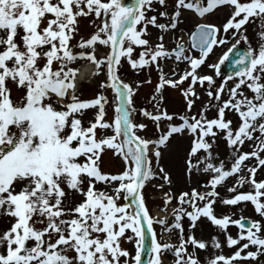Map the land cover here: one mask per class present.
<instances>
[{
    "label": "snow or ice",
    "instance_id": "snow-or-ice-1",
    "mask_svg": "<svg viewBox=\"0 0 264 264\" xmlns=\"http://www.w3.org/2000/svg\"><path fill=\"white\" fill-rule=\"evenodd\" d=\"M154 3L165 10L149 16ZM168 7L166 0H0V215L9 218L8 226L0 229V264H165V253L174 257L172 264H200L196 250H206L207 243L191 230L201 217L224 233L229 247L238 245L232 255H214L207 264H235L264 255V179L255 178L257 170L264 168V0H174L171 12ZM218 7L228 9L221 26L198 23L192 32V47L198 49V55L186 52L183 42L171 50L165 48L163 33L178 28L182 9L203 17ZM89 16L99 24L72 46L78 18ZM159 18L165 22H158ZM250 22L259 26L255 48L244 32ZM148 25L161 32L155 44L144 38ZM229 32L239 36L236 44L243 40L248 46L236 52L237 58L232 60L236 70L215 86V92H207L217 103L207 102L197 113L181 115L180 123H171L174 117L160 110L159 104L155 113L140 109L158 130L162 120L169 123L158 139L137 135L146 125L131 119L134 89L117 74L121 58L127 59L133 70L156 65L160 72L157 93L165 85L178 87L189 81L180 90L190 111L197 98L194 85L213 84V76L199 74L198 69L214 46L228 42ZM97 44L109 51L98 57ZM236 44L218 63L208 65L216 75ZM134 46L141 49L135 58ZM172 56L187 67L173 72L177 78L166 79L158 61ZM77 59L90 61L97 71L106 69V81L99 87H111L115 93L111 121L104 119L108 103L104 95L97 93L86 100L76 96L78 69L70 65ZM9 82L22 92L18 101L11 97ZM225 90L227 98L222 99ZM207 108H215L213 118L205 115ZM87 109L95 110L94 118L84 126L78 114ZM226 111L237 116L235 125L225 119ZM185 132L191 137L186 170L208 173L207 185L204 190L191 188L175 197L179 204L173 209L171 223L164 218L154 220L142 191L157 175L150 157L158 160L159 146L171 135ZM220 137L232 154L227 167L213 155ZM246 142L252 144L250 151L242 150ZM105 150L122 157L124 167L118 173L100 168ZM250 158L253 165H246ZM241 171L247 175H239ZM158 174L171 183L163 167ZM233 175L236 183L227 189L233 195L221 197L217 186ZM97 183L105 184L109 191L97 190ZM245 183L251 190H239ZM77 193L78 202L74 198ZM122 193L124 202L118 203ZM173 198L165 192L164 204ZM217 201L226 206L251 202L261 219L245 223L244 217L217 215ZM184 216L190 221L186 238ZM154 223L165 232L178 231V244L160 242ZM229 225L240 230L235 238L227 232ZM146 235L150 238L149 258L143 261ZM121 240L134 241L135 255L121 246ZM211 244L221 247L215 236ZM249 245L255 251L242 254Z\"/></svg>",
    "mask_w": 264,
    "mask_h": 264
},
{
    "label": "rangeland",
    "instance_id": "rangeland-1",
    "mask_svg": "<svg viewBox=\"0 0 264 264\" xmlns=\"http://www.w3.org/2000/svg\"><path fill=\"white\" fill-rule=\"evenodd\" d=\"M167 5H169L167 11L171 12L173 8L171 5L174 4V0H166ZM154 11H149L147 15H158L159 11L165 10L158 4L153 5ZM185 12H187L191 19L185 20L181 18L183 22L181 26L174 31H168L163 33L164 39L163 44L166 49L171 50L178 43L183 42L186 46V50H190L188 46L190 32L194 29L195 25L199 22H206L216 24L217 26H221L227 19L228 9L225 7H218L211 11L210 13L205 14L203 17L197 15L194 10H181V15L186 16ZM187 17V16H186ZM189 21V23H188ZM99 20H95L92 16L87 18L80 17L78 18V33L71 40V45L75 46L78 44L80 37L87 38L94 30L96 25L99 24ZM158 22H165V18H159ZM148 35L144 38L149 40L150 44H155L157 41V37L161 35L160 30L155 27H151L148 25L147 27ZM259 26L254 23H249L245 26L244 32L248 37L249 44L252 47H256L259 43L258 33ZM170 32L172 34H170ZM175 32V33H173ZM224 35L223 32H221ZM227 35L228 42L223 45L214 46L212 51L206 57V62L201 65L198 69L199 74H207L213 76V84L209 85L205 82L203 85L197 83L194 85L195 91L197 93V98L195 99L194 105L189 111L186 106V101L181 92V88H185L189 81L183 82L178 87H171L165 85L159 93L156 92V85L159 83V75L160 72L157 70L156 65H150L148 67H144L142 69L133 70L128 64L127 59L121 58V63L118 66V76L125 82L128 83L133 89L134 92L131 95L132 100V111L133 118L132 121L135 123H143L146 125L144 129H141L137 132V135L141 137H145L148 139H158L159 136L167 130V125L169 121L162 120L160 122L159 130L156 128V123L146 118L142 115L140 109H145L149 112L155 113L157 111V104L160 106V110H166L169 114H171L174 119L171 123H180L179 117L181 115H193L197 113V111L204 107L207 102H210L212 105H215L217 102L212 97L207 95L209 90L215 92L216 87L221 82H223L224 76L220 73V75H216V70L209 68V64L218 63L220 57L223 53L229 48L230 45L236 44V40L239 39V36L233 37L231 32ZM241 45L247 47L243 40L240 41ZM75 50V49H74ZM96 50H100L103 53H107L109 49L105 46L96 45ZM88 51V49H85ZM141 49L139 47L134 46V58L139 55ZM186 51V52H187ZM84 60V59H83ZM81 59H77L73 61L70 65L71 67L77 68L78 65L83 61ZM160 70H162L166 79L172 78L175 79L177 77L173 76V72H183L186 70L187 65L184 62H177L174 57H166L158 61ZM56 65H54L55 67ZM233 79H236L233 77ZM106 81V69L102 71L96 70L95 79L92 83L82 82L79 89L76 91V96L81 100L94 98L97 93L104 95L107 98L108 103L105 105V117L104 119L111 121L114 118L115 109H114V92L111 87L106 86L105 88H100L99 85L101 82ZM229 86L231 85V81L228 82ZM9 87L11 88V97L14 101H18L22 92L17 90V88L9 82ZM227 98V91L222 95V99ZM94 109L84 110L79 115V118L82 119V123L84 126H87L89 120L94 118ZM215 108H207L205 111V115L208 118H213L215 116ZM225 119H230L233 121V125L237 122V116L234 112L226 111ZM106 134H112L111 130H105ZM100 132L98 130L97 135ZM190 134L185 132L183 135L181 134H173L166 141L164 145L159 146V150L161 152V156L157 160L154 156H151V164L153 169L157 172V175L151 178L148 182H146L145 187L142 189L143 195L145 198L146 206L152 217H156V219L164 218L168 223H171L173 220L172 212L175 209L179 201L175 199L176 196L181 192L190 191L191 188H197V190H204L207 185V180L209 179V174L205 173L203 170L197 171L193 170L189 173L185 167L186 160V152L189 148L190 142ZM252 147L251 142H246L242 146L243 151H250ZM213 155L218 156L220 161H224L226 167L229 165L232 154L231 150L226 146V142L223 141L222 137L218 138L217 145L213 148ZM264 155V154H262ZM254 160L250 158L245 162L246 165H253ZM100 168L102 171L116 174L121 171L124 167L123 159L119 155H114L112 151L105 150L102 153L100 160ZM163 167L164 170L169 174L171 183H165L161 180L159 173V168ZM239 175L246 176V171H241ZM255 178L257 180L264 179V168L258 169ZM236 176L228 178L227 181L223 184V186H217L216 191L220 194L221 197H228L233 195V193H228L227 189L230 186L235 185ZM157 185H161V187H157ZM97 190L109 191V187L103 183H97L95 185ZM241 191H249L251 190L250 185L245 183L240 186ZM168 192L170 195H173V200L170 201L167 205L164 204V193ZM74 198L79 201V194H75ZM124 197L123 193L121 194V199L118 203H123ZM187 208V206H185ZM190 210V209H188ZM215 212L217 215L226 214L229 215L232 219H237L238 217H248L253 220L261 219L259 215L255 212L253 205L251 202H240L237 205L226 206L220 204L217 201L215 205ZM183 228H184V236L185 238L189 234V223L190 221L186 216L183 218ZM9 224V218L3 215H0V229H4ZM154 231L157 239L164 243H172L174 245L179 242L178 231L165 232L162 230V226L158 223H154L153 225ZM192 234L197 239H202L207 243L206 250H196V254L200 260V264H207V261L210 260L214 255H224L230 256L236 250L238 246L229 247L225 241L224 233L213 226L206 218L201 217L196 222L194 229L191 230ZM239 229L235 225H229L227 232L229 235L234 238L238 235ZM217 237V239L221 243L220 248H215L211 244V237ZM239 243H246V241H239ZM121 246L129 251L132 255H135V243L134 241L121 240ZM188 251L192 252L193 248L191 245L188 246ZM244 251H255V247L249 245L247 250H242V254ZM174 257L170 253H165L164 262L165 264H172ZM235 264H264V255L258 256L256 260L247 259V260H237Z\"/></svg>",
    "mask_w": 264,
    "mask_h": 264
},
{
    "label": "bare ground",
    "instance_id": "bare-ground-1",
    "mask_svg": "<svg viewBox=\"0 0 264 264\" xmlns=\"http://www.w3.org/2000/svg\"><path fill=\"white\" fill-rule=\"evenodd\" d=\"M182 15H184V14H182ZM182 15H181V18H182V19H183V18H184L185 20H189V19H191V18L189 17L190 15H189L187 12H185V15H186L187 17H186V16H182ZM182 23H183V22H181V23L179 24V26H181ZM188 23H189V21H188ZM175 32H176V30H175ZM175 32H173V33H175ZM170 34H172V33L170 32ZM96 53H97L98 57H99L100 55H102V54H105V53H103V52L100 51V50H96ZM77 69H78V72H77V74H76V90L80 87V85H81L82 82L92 83L93 80L95 79V75H96V69H95L94 66L91 64V62L88 61V60H83V61L78 65ZM132 114H133V113H131V117H132ZM114 116H115V114H114Z\"/></svg>",
    "mask_w": 264,
    "mask_h": 264
},
{
    "label": "water",
    "instance_id": "water-1",
    "mask_svg": "<svg viewBox=\"0 0 264 264\" xmlns=\"http://www.w3.org/2000/svg\"><path fill=\"white\" fill-rule=\"evenodd\" d=\"M123 2H125V3H131L132 2V0H123ZM236 49V50H235ZM233 51H232V53H234L233 55H232V57L233 56H235L236 55V52L237 51H243L244 49H242V48H239V47H236ZM235 59V58H234ZM230 61V59L227 61V63H226V66H225V71H229V73H231V72H233L234 70H236V67H230L229 66V64H228V62ZM131 198H129V200H130ZM244 222L245 223H247V221L246 220H244ZM150 244V238L146 235L145 236V247H144V249H143V251H142V260L143 261H147V259H148V245Z\"/></svg>",
    "mask_w": 264,
    "mask_h": 264
}]
</instances>
